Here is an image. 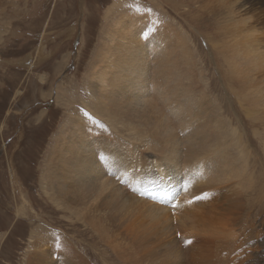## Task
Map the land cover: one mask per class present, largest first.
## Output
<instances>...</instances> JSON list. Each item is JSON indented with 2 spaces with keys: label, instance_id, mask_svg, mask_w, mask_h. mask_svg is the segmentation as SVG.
Listing matches in <instances>:
<instances>
[{
  "label": "bare ground",
  "instance_id": "6f19581e",
  "mask_svg": "<svg viewBox=\"0 0 264 264\" xmlns=\"http://www.w3.org/2000/svg\"><path fill=\"white\" fill-rule=\"evenodd\" d=\"M148 22L140 26L119 13L107 26L86 77L87 100L64 104L69 119L46 160L50 198L79 214L102 241L107 228L119 237L140 217L136 235L149 246L151 237L182 230L185 237L176 241L189 248L171 255L177 264H264V178L254 176L252 163L264 147V44L252 58L253 31L235 34L213 24L211 39L219 41L212 48L231 99L224 102L206 93L176 32ZM225 213L237 234L224 229ZM55 239L43 241L62 248L66 264L86 261L68 240Z\"/></svg>",
  "mask_w": 264,
  "mask_h": 264
},
{
  "label": "rangeland",
  "instance_id": "374dc122",
  "mask_svg": "<svg viewBox=\"0 0 264 264\" xmlns=\"http://www.w3.org/2000/svg\"><path fill=\"white\" fill-rule=\"evenodd\" d=\"M119 13L131 14L140 26L148 28L152 19L155 25L176 32L198 65L195 68L201 70L206 93L219 95L224 102L231 99L224 92L222 68L212 48L219 41L211 39L213 24L218 22L235 34L253 31L252 58L261 50L258 44H264V0H0V264H26L29 256L36 257L33 264H66L62 248L43 241L51 235L56 241L58 235L68 240L72 251L86 260L82 264H134L136 260L135 264H174L171 257L189 248L177 243L185 237L179 228L168 234L171 238L161 233L158 240L151 237L149 246L136 235L140 217L133 227L118 230L124 231L119 237L107 228L102 241L79 214L75 213L78 220L74 212L61 207L62 201L50 198L46 160L61 125L69 119L64 104L69 101L75 107L87 100L84 87L90 64L107 26ZM255 154L254 176L262 179L264 147ZM210 202L208 196V207ZM221 219L225 230L239 232L230 214ZM178 264H185L184 260Z\"/></svg>",
  "mask_w": 264,
  "mask_h": 264
}]
</instances>
